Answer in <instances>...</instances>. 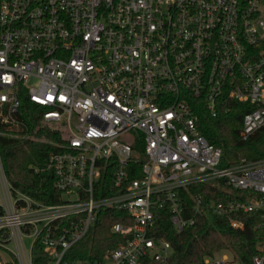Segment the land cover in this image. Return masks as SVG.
Masks as SVG:
<instances>
[{
  "label": "built area",
  "instance_id": "2783aa9c",
  "mask_svg": "<svg viewBox=\"0 0 264 264\" xmlns=\"http://www.w3.org/2000/svg\"><path fill=\"white\" fill-rule=\"evenodd\" d=\"M23 94L53 132L44 169L62 201L13 190L0 156V246H19L10 264H167L154 204L178 232L195 214L242 213L264 232V158L220 166L192 105L203 97L212 116L227 99L251 105L243 140L264 127V0H0V135L23 137ZM195 183L228 198L196 194L184 216L177 190ZM106 208L121 213L110 227L121 240L99 259L70 258ZM213 255L204 264H242ZM249 264H264V235Z\"/></svg>",
  "mask_w": 264,
  "mask_h": 264
},
{
  "label": "trees",
  "instance_id": "16d2710c",
  "mask_svg": "<svg viewBox=\"0 0 264 264\" xmlns=\"http://www.w3.org/2000/svg\"><path fill=\"white\" fill-rule=\"evenodd\" d=\"M192 100L200 133L222 152L220 166L236 164L243 158H264V127L245 140L239 134L242 117L253 108L251 105L227 99L224 103L218 102L216 115L212 116L203 97ZM20 103L21 118L25 124L23 137L14 139L6 134L0 135V156L4 172L13 190L17 189L41 203H59L62 201L61 193L54 187L53 174L44 169L48 155L55 150L49 142L53 132L41 124L43 107L31 102L24 94L20 96ZM35 135L39 138H33ZM134 149L141 151L142 144L134 145ZM139 176L133 175L131 178ZM196 194H202L205 201L217 202L228 198L216 186L207 183L180 188L177 195L186 210L184 216L192 214L193 196ZM152 211L154 223L151 235L164 238L171 245L167 264H204L205 257L223 249L231 251L240 263L249 264L257 243L264 235L262 229L255 228L260 221L258 213L231 216L195 214V223L178 232L171 223L168 206L154 204ZM231 217L243 221V228H232L229 224ZM119 220V211L109 208L101 210L95 226L70 249L68 256L73 259H99L107 249L116 246L121 240L119 235L110 230L111 225ZM61 223L68 225L63 220ZM40 254V247L36 244L33 249L34 262L42 259Z\"/></svg>",
  "mask_w": 264,
  "mask_h": 264
},
{
  "label": "rangeland",
  "instance_id": "374dc122",
  "mask_svg": "<svg viewBox=\"0 0 264 264\" xmlns=\"http://www.w3.org/2000/svg\"><path fill=\"white\" fill-rule=\"evenodd\" d=\"M33 138H39L38 135L33 136ZM2 195L0 193V202H2ZM19 250V246L17 245L16 241L11 240L6 247H1L0 246V257L2 259L3 262H6L8 264H10V259L12 258V254L16 253ZM223 253H228L229 255H231V252L229 250H220L218 252H215L213 257L211 258L210 261L213 262V260L218 259L221 257V255Z\"/></svg>",
  "mask_w": 264,
  "mask_h": 264
}]
</instances>
